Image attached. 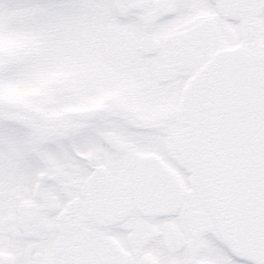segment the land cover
Returning a JSON list of instances; mask_svg holds the SVG:
<instances>
[{"label": "snow or ice", "instance_id": "1", "mask_svg": "<svg viewBox=\"0 0 264 264\" xmlns=\"http://www.w3.org/2000/svg\"><path fill=\"white\" fill-rule=\"evenodd\" d=\"M0 264H264V0H0Z\"/></svg>", "mask_w": 264, "mask_h": 264}]
</instances>
